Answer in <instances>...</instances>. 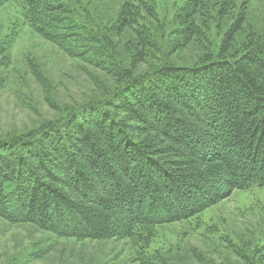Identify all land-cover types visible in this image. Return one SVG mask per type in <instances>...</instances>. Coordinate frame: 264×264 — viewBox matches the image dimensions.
Here are the masks:
<instances>
[{
	"label": "trees",
	"instance_id": "16d2710c",
	"mask_svg": "<svg viewBox=\"0 0 264 264\" xmlns=\"http://www.w3.org/2000/svg\"><path fill=\"white\" fill-rule=\"evenodd\" d=\"M87 1L82 19L99 27L104 19ZM21 3L37 36L71 48L75 0ZM202 4L184 0L174 30L186 42L195 31L188 15ZM134 12L133 1H121L117 31ZM235 33L226 34L224 53ZM135 36L141 50L144 39ZM81 38L87 45L75 57L94 64L104 56L89 49L94 37ZM101 83L42 129L0 138L2 219L60 237L147 243L152 226L188 219L234 190L264 188V40L235 55L129 71L99 97ZM239 256L240 264H264V237Z\"/></svg>",
	"mask_w": 264,
	"mask_h": 264
},
{
	"label": "rangeland",
	"instance_id": "374dc122",
	"mask_svg": "<svg viewBox=\"0 0 264 264\" xmlns=\"http://www.w3.org/2000/svg\"><path fill=\"white\" fill-rule=\"evenodd\" d=\"M121 1L94 0L97 17L104 19L95 28L82 19L88 1L75 0L72 40L67 43L71 48L65 51L24 23L21 0H0V138L27 135L63 117L64 107L80 104L97 81L102 83L95 91L102 97L129 71L235 55L264 40V0H228L226 6L202 0L204 7L188 15L195 28L188 42L174 30L184 0H131L135 12L117 31ZM234 28L231 47L224 53L222 43ZM135 33L144 39L142 53ZM86 34L97 41L89 49L97 46L104 54L94 64L75 57L76 48L87 45L81 38ZM148 230L152 235L147 243L79 240L0 217V264H240L239 254L251 253L264 237V188L234 190L188 219Z\"/></svg>",
	"mask_w": 264,
	"mask_h": 264
}]
</instances>
